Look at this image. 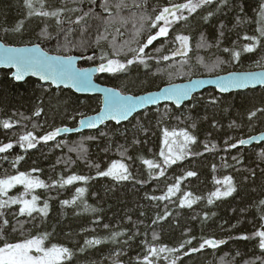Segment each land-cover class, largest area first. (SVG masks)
Instances as JSON below:
<instances>
[{"label": "trees", "instance_id": "16d2710c", "mask_svg": "<svg viewBox=\"0 0 264 264\" xmlns=\"http://www.w3.org/2000/svg\"><path fill=\"white\" fill-rule=\"evenodd\" d=\"M119 2L109 0L111 5ZM184 2L126 0L127 7H112L110 15L102 7L104 0H96L95 4L91 0H45L44 10H64L62 23L58 25L55 18L28 17L24 0H0V40L13 46L39 44L51 54L77 55L82 58L78 65L81 68L99 66L101 55L126 63L134 55L130 49L140 46L145 41L143 37L154 30L141 17H154L162 7ZM134 3L141 7H135ZM261 4L264 0H226V3L214 0L213 4L197 9L187 21L175 23L167 38L152 45L157 48L145 49V64L134 63L127 71L114 75L98 73L95 81L124 94L137 95L181 82L184 77L213 76L248 67L251 61L264 58V38L256 31ZM35 6L39 8L38 3ZM209 12L212 15L205 21ZM84 13H88L85 19L74 23ZM18 26L19 32L15 31ZM177 34L189 37L191 51L188 57L165 61L163 53L174 48ZM100 35L107 39L97 45L95 41ZM245 35L261 40L251 53L242 51V45L252 43L243 39ZM225 48L229 51L225 52ZM233 51L241 52L239 60L233 59ZM117 52L120 54L114 55ZM87 56L93 59H85ZM185 59L188 63L182 66ZM215 64L219 66L210 71ZM238 65L242 67L238 69ZM179 72L185 76L176 77ZM212 99L217 102L210 103ZM99 107L97 96H78L69 90L41 85L34 79L15 83L8 71L0 70V146L13 144L7 152L0 153V179L25 172L44 181L48 187L35 189L24 198L30 200L31 195H37L38 207L45 202L49 205L47 216L34 212L31 217L19 215V204L0 208V236L17 242L47 233L48 246L57 244L73 252L66 264H137L147 254L148 245L175 248L188 239H192L191 245H185L177 253L161 254L157 264H171L173 259L177 264H264L258 238H239L251 236L264 223L259 204L264 200V159L260 156L264 143L230 147L264 130V112L257 111L264 108V88L228 95L207 89L181 108L160 105L120 125L107 123L94 132L57 136L48 142L38 139L32 149L20 147V135L31 132L39 138L60 127L73 128L78 119L96 113ZM41 109L40 115H35ZM252 111L257 114L249 118ZM5 120L12 124L11 128L3 127ZM165 129L187 131L196 138V143L189 145V155L166 166L165 174L160 176V170H150L144 160L163 166L159 152L164 147ZM117 160L128 165L133 179L116 182L97 176L95 164L102 171ZM188 171L196 175L188 177ZM70 175L87 176L89 180L61 187L59 181ZM226 176L232 177L236 191L228 197H213V192L226 190L223 183H216ZM177 182L180 190L170 199H149L166 195L168 188ZM77 187L86 189L84 196L74 205H63L62 201L75 197ZM23 193V186L17 185L0 200ZM187 193H191L189 199L194 202L191 207H180V200ZM209 199L213 201L211 204ZM5 219L7 225L3 223ZM116 232L122 235L113 241ZM95 239L101 243H86ZM204 239L225 243L183 254L199 247Z\"/></svg>", "mask_w": 264, "mask_h": 264}, {"label": "snow or ice", "instance_id": "6c2138e0", "mask_svg": "<svg viewBox=\"0 0 264 264\" xmlns=\"http://www.w3.org/2000/svg\"><path fill=\"white\" fill-rule=\"evenodd\" d=\"M24 2L25 7L28 10V17L33 15L40 17H50L55 18L58 25L62 23L60 17L63 15V9L46 11L44 10L45 0H24ZM95 2L96 0H91V3L95 4ZM213 2L214 0H186L184 3H173L171 6L162 7L154 17H141V20L144 23H147L151 29H156V31L154 33L148 34L145 38V41L140 44L138 48L130 49V51L134 52V55L133 58L127 59L126 63L117 59H110L105 55H101L100 60L102 62L97 68L91 70L79 69L75 67V64L73 63V57L71 56H49L47 53L42 52L39 46H33L31 48H18L6 47L4 44H0V64L6 65L8 67H14L16 69L14 73V79L16 81L22 80L26 74L31 73L32 75L39 76L40 80L51 81L53 84L57 85H59V83H63L66 87H73L78 91L92 90L95 88V85L92 83L93 71L114 75L127 71L128 67L134 63L145 64L144 57L147 55L145 49L152 45L154 41H157L160 38H167L172 26L175 23L187 21L189 16L195 13L197 9H200L206 5H211ZM224 2L226 3V0H224ZM37 3L39 4V8L35 6ZM127 6L126 0H120V2L115 5L109 4V0H104L102 5L104 11L108 12L110 15L112 7L122 9ZM134 6L137 8L141 7L140 4L135 3ZM185 12L187 15L184 14ZM87 15L88 13H84L76 21H74V23L79 24L80 21L84 20ZM211 15L212 13L209 12L208 16L204 18L205 21H207ZM259 17V27L256 29V31L259 32L260 38H264V4L260 5ZM141 27H143V24ZM5 31H7V29H5ZM15 31L19 32L20 26H18ZM65 39L67 40V36ZM106 39V36L100 35L97 37L95 43L99 45L101 40ZM243 39L246 41H252L251 44H245L241 46L242 51L247 53L253 52L261 43V40L256 36L245 35ZM201 40L203 43V37H201ZM175 41L179 43V47L172 52L171 57L168 55L163 56V60L167 61L176 56L188 57V53L191 51L189 37L187 35H177L175 36ZM157 51H160V49H157ZM224 51L228 52L229 49L225 48ZM119 54V52L114 53V55ZM232 56L233 59L239 60L241 52L233 51ZM85 59L92 60L93 57L87 56ZM187 63L188 60L185 59L182 62V66L183 64ZM219 63H223V61H220ZM218 66V64L213 65L210 71L215 70V68ZM255 82L264 84V72L258 74L248 73L243 75L230 74L228 77H219L216 80V84L218 85L221 92H227L232 88H243L249 83ZM203 83L204 81L197 80L188 86L181 87L172 85L164 90V98L174 100L177 106H179L180 102L188 97L193 89L198 88ZM102 91L104 92V107L100 110V115L81 120L80 124L82 126L94 128L97 126L98 122H102L105 119L114 120L117 124H119L122 120H127L129 115L136 109L141 108L142 106L149 103H156L159 99L158 96L153 94H149L144 97L122 95L120 92L114 91L111 88H105L102 89ZM216 102V99H212L210 101L212 104H215ZM41 111L42 109L37 110L35 115L39 116ZM257 111L264 112V108H259ZM256 114V111H252L249 118L256 116ZM3 127L8 129L12 127V124L5 120L3 121ZM192 127L195 128V124H193ZM62 131L67 132L70 131V129L57 128L55 131H51L39 138L34 136L31 132H28L25 135H20L18 142L21 148L32 149L36 147V142L38 139L48 142L50 140H54ZM101 135H103V133H101ZM89 139H92V137H89ZM262 139H264V137H262ZM133 143H139V141H133ZM195 143L196 138L193 135H190L187 131L182 130L177 132L175 130L168 131L165 129L163 132L164 147L159 152V156L163 161V166L160 163L154 162L153 160H144V163L150 170L159 169V175L163 176L165 174V167L176 164L177 161L183 160L187 155H189V145ZM225 143H227V141ZM245 143L246 142L244 140L239 141L240 145H244ZM12 147L13 144L11 143L4 144L3 146H0V153H5ZM207 147L208 146L205 145V148ZM213 147H215V145H213ZM230 147L236 148L237 144L233 143L230 145ZM123 155L124 153H121V156ZM260 156L261 159H264V153H261ZM20 159H22V157ZM233 159H236V157H233ZM94 167L98 169V177H109L116 182L129 181L133 179L128 165L119 160L112 162L106 170H99V164H95ZM33 171L37 170L34 169ZM149 175H151V172ZM195 175L196 173L193 171L187 172L188 177H193ZM88 180L89 177L87 176L70 175L67 179H62L59 181V183L61 187H64L65 185H72L75 181H83L86 183ZM216 183H223L226 186V190L223 192L220 190L213 192V197H228L236 191L231 176H226L223 181L216 180ZM17 185L23 186L24 193L15 198L10 197L8 199L0 200V208L19 204V215L21 216L27 215L31 217L34 212L40 213L43 216H47L49 209L48 203L45 202L43 207H38L37 202L39 197L37 195H31L30 200L25 199L24 197L32 193L35 189L46 188L48 185H46L44 181L33 177L28 173L19 172L16 175H11L0 179V197L7 196L9 190ZM179 190V182H177L175 185L168 188L166 195L151 196L149 199L159 201L168 200ZM85 192L86 189L84 187H77L75 189V197L70 201H62V204H76L77 200L81 199ZM190 196L191 193L185 194L184 198L180 200V207H184L185 205L191 207L194 201L189 199ZM212 202L213 201L211 199L208 200L209 204ZM259 204L262 206V215L260 216V219L264 220V200H261ZM0 215H2V213H0ZM167 215H170V213H166V216ZM166 216L157 217V219H164ZM3 223L7 225L8 221L5 219ZM153 223H156V221H153ZM104 227L107 228L108 225H105ZM259 229L260 230L254 231L251 236H242L239 238L244 240L258 238V247L261 251H264V223L259 225ZM120 235H122L120 232L114 233L112 236L113 241H115ZM153 239H157L155 234L153 235ZM0 240H3V244L0 246V264H66V261L71 260L73 256V252L68 247L58 246L57 244H51V246H48V244H46V241L48 240L47 233L31 236L17 242H10L3 236H0ZM86 243L88 245H98L101 243V240H88ZM223 243H225L223 240L217 241L215 239H204L203 242L199 244V247H192L190 252L185 251L183 254L187 256L190 255V253L199 252L205 247L217 248ZM191 244L192 239L185 240L179 245V247L175 248L155 247L148 245L146 246L147 254L143 256L142 260H138L137 264H157V261L161 258V254L177 253L184 249L185 245ZM163 259L167 260V256H164ZM171 264H177L176 259H173Z\"/></svg>", "mask_w": 264, "mask_h": 264}, {"label": "water", "instance_id": "95a60500", "mask_svg": "<svg viewBox=\"0 0 264 264\" xmlns=\"http://www.w3.org/2000/svg\"><path fill=\"white\" fill-rule=\"evenodd\" d=\"M0 44H4L6 47H18V48L19 47H29V48H31L33 46H39L40 50L42 52L47 53L49 56L67 57V56H63V55L48 53L39 44L13 46V45L5 44L1 40H0ZM68 56L73 57V63L75 64L76 68H79V69H90L91 70V69H95V68L98 67V66H90V67L80 68L78 65L81 62L82 58L77 56V55H68ZM0 70L10 71L9 77L15 83H23L27 79H34V80L38 81L40 84H42V85H50L54 89H60L61 88V89H65V90H70V91H72L73 93H75L77 95L97 96V97H99L100 107H99V110L96 113L91 114V115H87V116H83L80 119H78L77 125L74 128L60 127L61 129L68 128V129H70V131H67V132H63L62 131L58 136L81 134V133H84V132H94V131L99 130L101 127H103L107 123H113V124H116V125H119V124H122V123H126L130 119H132L135 115H137V114H139V113H141V112H143V111H145L147 109L155 108V107H157L159 105H171V106H173L175 108H181L183 105L188 103L193 96H195V95H197V94H199V93H201V92H203L204 90H207V89H213L216 93H218L220 95H228V94H231V93L244 92V91H247V90H254V89L264 88V84H261L259 82H255V83H249L246 87H243V88H232V89H230L227 92H221L219 90L218 85L216 84V80L219 77H228L230 74H239V75L248 74V73L258 74V73L264 72V69L252 70V71H230V72H226V73L218 74V75H213V76H196V77H193V78H190L188 80L181 81V82H174V83L166 84V85H163L162 87H160L157 90H152V91H148V92H145V93H142V94H137V95L124 94V93L120 92L116 88L105 86V85H102V84L96 82L95 81V76L97 75L98 72H95V71L92 72V83H93V85H95V88H93L92 90H88V91H78L77 89H75L73 87H66L63 83H59V85H57V84H53L51 81L40 80L39 76L32 75L31 73L26 74L22 80L16 81L14 79V73H15L16 69L14 67H8V66L3 65V64H0ZM197 80H202V81H204V83L201 84L198 88L193 89L192 92L189 94V96L186 97L184 100H182L180 102L179 106H177V104L175 103L174 100H169V99H165L164 98V90L169 88L170 86H172V85L181 86V87L188 86L192 82L197 81ZM105 88H111L114 91L120 92L122 95H128V96H133V97H144V96H147L149 94H153V95L158 96L159 99L157 100L156 103H149V104H146V105L142 106L141 108L136 109L135 111H133L129 115L127 120H122L119 124H117L116 121H114V120L105 119L102 122H98L97 126L94 127V128H89L87 126H82L80 124L81 120L87 119V118H90V117H96V116L100 115V110L104 107V92L102 91V89H105ZM262 137H264V130L262 132H260V133L255 134V135H251L249 137L240 139V140H244L246 143L244 145H240L239 144L240 140H239L238 143H237V147L244 148V147H251L253 145H260V144H262L264 142V139H262Z\"/></svg>", "mask_w": 264, "mask_h": 264}, {"label": "rangeland", "instance_id": "374dc122", "mask_svg": "<svg viewBox=\"0 0 264 264\" xmlns=\"http://www.w3.org/2000/svg\"><path fill=\"white\" fill-rule=\"evenodd\" d=\"M171 6V5H170ZM156 31V29H154L153 30V32L152 33H154ZM150 34V33H149ZM148 35V34H147ZM146 35V36H147ZM177 35H182V34H177ZM176 35V36H177ZM146 36L145 37H143V38H146ZM162 39H164V38H160V39H158L157 41H154L153 42V44L152 45H154L155 43H158V41H160V40H162ZM152 45H150L152 48H157V47H153ZM189 45H190V48H191V44H190V42H189ZM139 46H137L136 47V45L134 46V49H136V48H138ZM179 47V43L178 42H176L175 41V39H174V48H172L171 49V51H169V52H165V53H163V56H165V55H168L169 57H171L172 56V52L176 49V48H178ZM130 53V52H129ZM190 53V52H189ZM189 53H188V55H189ZM125 55H128V53L127 54H122L121 56H125ZM162 56V57H163ZM177 57H183V56H176V57H174V58H177ZM144 59L145 60H147V57L145 56L144 57ZM171 59H173V58H171ZM137 64H140V63H137ZM238 69H240V67H242V65H238V66H236ZM247 67V66H246ZM243 68V69H241V70H235V71H252V70H259V69H264V58H262V59H260V60H256V61H251L249 64H248V67L247 68ZM185 76V73H183V72H179V73H177L176 74V77H178V78H180V77H184ZM199 76H204V74H201V75H199ZM205 76H209V74H205ZM189 79V77H184L183 78V81L184 80H188Z\"/></svg>", "mask_w": 264, "mask_h": 264}, {"label": "bare ground", "instance_id": "6f19581e", "mask_svg": "<svg viewBox=\"0 0 264 264\" xmlns=\"http://www.w3.org/2000/svg\"><path fill=\"white\" fill-rule=\"evenodd\" d=\"M90 67V66H89ZM81 68V67H80ZM83 68H85V67H83ZM5 71H7V70H5ZM9 72V75H10V71H8ZM98 74V73H97ZM96 77V76H95ZM10 78V77H9ZM14 82V81H13ZM42 85V84H41ZM48 86H50V85H48ZM106 86V85H105ZM51 87V86H50ZM110 87V86H109ZM52 88V87H51ZM114 88V87H113ZM61 89V88H60ZM63 90H65V89H63ZM70 91V90H69ZM72 92V91H71ZM238 93V92H237ZM75 94V93H74ZM77 95V94H76ZM78 96H82V95H78ZM160 106V105H159ZM158 107V106H157ZM156 108V107H155ZM113 124V123H112ZM114 125H116V124H114ZM120 125V124H119ZM74 128V127H73ZM263 131V130H262ZM262 131H260V132H262ZM260 132H258V133H260ZM255 134H257V133H255ZM255 134H252V135H255ZM65 136H67V135H65ZM59 137H63V136H59ZM249 137V136H248ZM238 143V142H237ZM264 143V142H263Z\"/></svg>", "mask_w": 264, "mask_h": 264}]
</instances>
